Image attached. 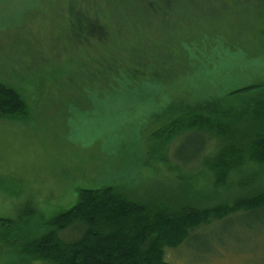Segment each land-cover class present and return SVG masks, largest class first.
<instances>
[{
	"label": "rangeland",
	"instance_id": "374dc122",
	"mask_svg": "<svg viewBox=\"0 0 264 264\" xmlns=\"http://www.w3.org/2000/svg\"><path fill=\"white\" fill-rule=\"evenodd\" d=\"M114 64L135 78L111 83L113 95ZM0 82L26 104L24 120L0 119V218L24 238L82 189L141 202L185 193L210 207L264 192V166L248 161L214 189L203 168L171 173L147 157L150 133L179 107L208 114L205 101L248 86L260 87L227 111L238 132L264 134V0H0ZM165 260L264 264V212L213 221ZM0 264L47 263L0 244Z\"/></svg>",
	"mask_w": 264,
	"mask_h": 264
},
{
	"label": "trees",
	"instance_id": "16d2710c",
	"mask_svg": "<svg viewBox=\"0 0 264 264\" xmlns=\"http://www.w3.org/2000/svg\"><path fill=\"white\" fill-rule=\"evenodd\" d=\"M134 78L125 67L114 64L106 85L114 95L117 88L111 83L120 80L118 86L123 88L121 79L133 83ZM147 83L145 86L152 85ZM259 87L235 89L220 101H205L208 114L188 105L179 107L182 113L178 117L150 133L147 157L171 173H194L203 168L214 189L224 188L231 174L247 161L264 166V134L253 137L238 132L236 120L227 111L230 102ZM105 89L99 91L106 93ZM26 117L23 98L0 82V119ZM182 177L174 176L177 184L183 183ZM262 212L264 192L210 207L185 193H156V198L141 202L131 201L113 187L82 189L75 205L48 219L46 232L34 239L22 236L17 221L0 218V244L15 249L21 257L47 264H169L166 250L178 249L202 227L236 214Z\"/></svg>",
	"mask_w": 264,
	"mask_h": 264
}]
</instances>
